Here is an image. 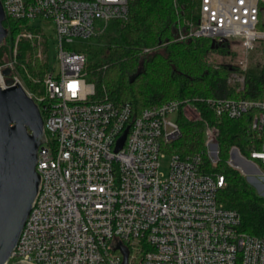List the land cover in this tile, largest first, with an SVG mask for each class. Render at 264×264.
Listing matches in <instances>:
<instances>
[{"label":"built area","instance_id":"built-area-1","mask_svg":"<svg viewBox=\"0 0 264 264\" xmlns=\"http://www.w3.org/2000/svg\"><path fill=\"white\" fill-rule=\"evenodd\" d=\"M132 1L0 0L5 18L21 21L11 56L0 65V82L22 86L38 107L45 134L36 156L38 192L7 264H121L118 245L128 251L127 264H264V234L240 231L239 212L216 196L223 177L201 166L202 157L219 161L221 118L252 112L260 149L247 156L232 145L226 163L245 174L258 171L264 164V100L175 98L134 114L129 102L99 97L85 78L86 56L69 44L92 38L112 19H127ZM173 6L176 40L209 38L240 55L225 64L237 67L227 83L241 90L245 73L260 68L249 56L258 49L264 55V0H194L189 15L177 0ZM42 22L53 24L56 73L47 72ZM21 42L38 48L42 76L29 70L33 60H20ZM181 117L203 122V151L183 156L169 149L182 134Z\"/></svg>","mask_w":264,"mask_h":264},{"label":"trees","instance_id":"trees-1","mask_svg":"<svg viewBox=\"0 0 264 264\" xmlns=\"http://www.w3.org/2000/svg\"><path fill=\"white\" fill-rule=\"evenodd\" d=\"M192 10L193 0H177ZM176 13L173 0H133L127 19H112L92 42L81 51L86 56L85 78L94 82L99 97L114 103L129 102L134 114L171 99L193 97H231L264 100V65L246 72L241 90L227 83L231 64L208 59L209 38L176 40L173 25ZM21 21L6 17L3 26L9 35L0 44V56L8 51ZM21 42L19 50L28 49ZM219 52L228 48H218ZM23 54H20V60ZM33 67V66H32ZM43 72V64H37ZM29 69L31 66L29 65ZM204 110V105L199 103ZM207 112V111H206ZM205 112V113H206ZM211 119L209 111L206 115ZM251 113L238 118L222 117L219 125V161L213 165L202 157V170L221 175L224 185L217 189V199L240 215V231L249 235L264 234V196L244 175L226 163L229 148L237 145L243 154L261 147L260 139L251 130ZM182 134L170 150L185 156L204 150L203 122L179 118ZM263 166L264 164H260Z\"/></svg>","mask_w":264,"mask_h":264},{"label":"water","instance_id":"water-1","mask_svg":"<svg viewBox=\"0 0 264 264\" xmlns=\"http://www.w3.org/2000/svg\"><path fill=\"white\" fill-rule=\"evenodd\" d=\"M4 19L0 2V44L8 34ZM218 45L211 40V49ZM1 74L7 76L9 69H2ZM11 83L6 79V86H2L0 82V264H7L38 192L36 156L45 141L37 105L19 83ZM125 133L115 150L123 145ZM117 248L122 254L121 264H127V249L121 245ZM13 264L32 263L19 260Z\"/></svg>","mask_w":264,"mask_h":264},{"label":"rangeland","instance_id":"rangeland-1","mask_svg":"<svg viewBox=\"0 0 264 264\" xmlns=\"http://www.w3.org/2000/svg\"><path fill=\"white\" fill-rule=\"evenodd\" d=\"M194 2V0H193ZM34 22H38L37 20H32V23ZM40 25L43 26V30L45 33V37L47 38V42H46V54H47V72L48 73H56L58 70V61H57V40H56V36H55V32L53 29V24L51 22L48 23H41ZM18 34V30L15 33V36ZM9 33L7 34L6 37H8ZM14 36V38H15ZM90 42H92V39H75L73 42H71L69 44V46L73 49L79 48V49H83L85 48V46L87 44H89ZM10 45L8 47V51H6V53H3L0 56V65L3 64L7 59H9V57L11 56V52H10ZM28 49L24 50V51H19V55L23 54V58L25 59L26 57H28L26 60L27 62L33 60L34 61V65H30L31 66V73L38 75V76H42V73L40 70H38L37 68V64H43L44 66V61L42 58H36L35 53L38 52V48L37 50H32L31 47H27ZM217 48H213V51H210L208 53V59L213 61L215 64H219V63H228V62H233L235 60H237L240 55L236 54L233 52V50L228 49L226 52H219ZM35 52V53H34ZM249 60L253 61L256 60L257 63H259V66L262 67L264 65V55L262 53L261 49H258L257 51L252 52V54L249 56ZM33 66V67H32ZM253 71H256L255 69ZM26 87L28 88H34L35 86L38 85V83L36 82H30V81H25ZM38 87V86H37ZM241 172V171H239ZM244 177L246 178V180L255 188L256 192L263 195L264 196V169L263 166L259 165V169L256 172H247V174H245L244 172H241ZM261 173H263V175H261ZM263 176V177H262Z\"/></svg>","mask_w":264,"mask_h":264}]
</instances>
